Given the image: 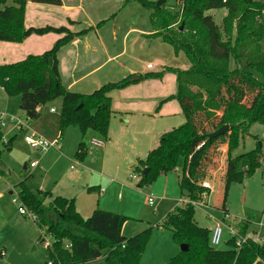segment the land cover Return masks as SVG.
Segmentation results:
<instances>
[{
	"label": "trees",
	"instance_id": "trees-1",
	"mask_svg": "<svg viewBox=\"0 0 264 264\" xmlns=\"http://www.w3.org/2000/svg\"><path fill=\"white\" fill-rule=\"evenodd\" d=\"M0 0V41L22 42L31 34H62L53 46L40 55H28L11 64L0 65V86L8 96H20V109L27 121L39 117V107L60 100L59 129L61 139L66 128L78 127L82 134L93 130L106 138L112 116L110 93L133 83V75L109 82L90 94L67 90L59 70L58 52L75 37L85 35L93 27L72 32L61 27L24 26L27 1L61 5L62 0H17L5 6ZM130 0H125L129 2ZM149 9L154 30L169 44L174 53H184L189 61L187 69L164 67L160 71L139 76L140 80L161 79L166 73L176 77V91L164 98L179 103L185 123L164 133L159 144L134 171L141 177L138 187L152 184L161 174L179 168L180 191L183 197L199 199L204 191L198 183L207 176L217 148L227 143L226 169L223 175L224 202L230 184L243 182L259 167V149L233 156L241 138L254 123L264 124V1L262 0H178L179 11L167 9V0H136ZM225 9L226 15L218 25L210 10ZM100 21L97 26L105 23ZM183 26L180 29V26ZM231 61L234 66L231 67ZM244 62V67L240 64ZM228 124L224 134L209 140L206 135ZM3 133L0 125V144ZM13 138L0 147L9 150ZM200 143L203 146L198 147ZM84 154L79 144L76 158ZM214 168L217 164L213 165ZM149 168L146 174L143 170ZM5 171L0 166V176ZM16 197L35 215V223L51 235L47 249L53 264H85L104 258L105 264H139L151 236L147 228L131 237L122 234L126 216L96 209L84 218L76 210L73 199L52 196L50 191H33L26 181L18 183ZM195 208L176 206L161 225L172 233L173 241L187 244L166 264H264V244L247 239L238 249L237 237L226 243L228 249L219 250L210 244V231L194 220ZM249 221H241L238 235L245 237ZM42 237V236H41Z\"/></svg>",
	"mask_w": 264,
	"mask_h": 264
},
{
	"label": "crops",
	"instance_id": "crops-1",
	"mask_svg": "<svg viewBox=\"0 0 264 264\" xmlns=\"http://www.w3.org/2000/svg\"><path fill=\"white\" fill-rule=\"evenodd\" d=\"M16 1L7 0L5 6L15 5ZM97 2L100 5L101 0H97ZM128 3L125 2L123 8ZM95 7L94 5L86 6L85 0H62L61 5L26 2L25 28L64 26L72 32L94 28L85 35L75 37L58 52L62 84L67 90L90 94L106 83L116 82L106 78L113 73H121L120 75H123L120 76L122 78L119 80H121L128 75L139 77L148 72L160 71L164 67L179 69L189 67L187 57L185 55L186 59L181 57L180 53L182 52L174 53V58L172 57L171 62H168L167 59L170 56L168 51L156 48L155 51L160 57L157 70L152 64V67L148 68L147 65L150 63L143 68L141 66V70L135 68L132 66L131 58L136 59V48L133 43L129 45L130 38L136 39V42L141 40V44L148 40L163 41L158 36L150 37L154 32L152 25L149 28L137 22L126 26L114 24L118 18L117 13L110 14L106 19H103L106 20L105 23L97 26L102 20L97 21L92 18L91 14ZM121 12L123 9L119 10V13ZM81 18L87 19L90 25L86 28H74L82 24ZM109 23L112 26L108 34L106 26ZM119 34L120 37H118ZM61 36L62 34L51 32L43 35L31 34L19 43L0 41V65L20 61L8 62L14 56L24 59L28 55H40L49 50ZM175 60L178 62L180 60V64H173L177 63ZM169 74L171 73H166L161 79H138L125 88L110 93L112 116L106 138L93 130H87L82 134L78 127L70 126L64 131L59 141V148L50 149L42 154L29 148L24 142V136L34 132L48 139L59 138L60 108L58 110L55 103L58 101L60 106V100L53 101L52 105L46 104L39 107V117L29 122L20 109V96H8L0 86V121L1 123L4 121V127L3 124L1 125L2 145L13 138L10 149L3 151L1 156L0 166L5 171V175L0 176V179L4 180L2 182H4L5 188L16 187L18 192V183L26 181L33 191H50L53 197L61 196L73 199L76 210L84 218L89 217L96 209L128 215L125 209L133 206L134 202L123 198L122 192L130 189L125 182L123 172L134 168L139 160H144L148 153L159 144L164 133L185 123L177 101L170 100L159 106L164 98L174 94L164 95L156 91L158 86H164ZM152 87L153 89H150ZM16 118L20 119V123L16 121ZM92 138L103 140V145L92 144L90 142ZM81 143L84 144V154L82 158L78 159L75 155ZM32 162H36V164L32 166ZM173 171L178 172L177 178L172 177L171 173H165L148 185L152 189L151 193L155 191L160 195V201L153 208V214L155 215L159 208H165L161 214L163 220L169 212L174 210L177 199L183 197L179 186L181 170L177 168ZM128 176L127 178H129ZM208 181L210 184L211 181L215 182L211 179ZM6 204V200L0 194V213H3L4 219L13 231L19 230L20 236L18 238L9 236L0 238V245L6 250L5 252L1 251V255L5 256L1 264H11L16 253L13 242H16L19 248L26 243L33 245L38 227L35 222L25 220L26 218L22 215L15 217L18 214L15 207L12 212H7ZM167 211L168 213H166ZM140 215L145 214L140 212ZM207 218L210 219L209 216ZM194 220L199 226L207 228L211 235L214 228L212 225H208V223L204 225V220L197 217ZM259 221L264 225L262 219ZM260 222L257 224L259 225ZM128 224L126 223L122 229V233L125 235H133L141 229L138 225L130 226ZM215 224L213 226H216ZM4 227L5 223H2L0 231H4ZM260 229L264 230V226ZM259 230L250 232L249 225L247 236L264 244L260 241L261 230ZM152 237L154 241H152ZM156 239H163L164 246L157 247ZM45 250L47 249L45 248ZM178 253L179 247L171 238V231L160 230L151 234L139 264H153L155 261L167 263ZM100 262L105 263L104 258L101 257L85 264H100ZM37 263L43 264L42 259Z\"/></svg>",
	"mask_w": 264,
	"mask_h": 264
},
{
	"label": "rangeland",
	"instance_id": "rangeland-1",
	"mask_svg": "<svg viewBox=\"0 0 264 264\" xmlns=\"http://www.w3.org/2000/svg\"><path fill=\"white\" fill-rule=\"evenodd\" d=\"M124 3L125 0H101L100 5H98L97 0H85L86 6L89 5L96 6L92 11L91 16L93 19L97 21L106 19L112 13H117L118 18L115 23L113 22L114 24L126 26L127 24H130L132 22L133 23L137 22L143 24L145 27L148 26L150 28L151 24H150L149 9L143 7L136 0H130L128 5L123 8ZM166 5H167V9L172 13H176L179 11L178 0H167ZM122 9L123 12L119 13V10L121 11ZM207 14L213 16L215 22L218 25H221L222 19L226 15V10L225 9L210 10L209 12H207ZM81 20H82L81 22L82 24L74 28H86L90 25L87 19L81 18ZM262 21L264 23V12L262 13ZM66 24L69 25L68 23ZM107 25L108 26L106 27H108L107 30L109 34L110 31L109 29L112 26V24L109 23ZM118 37H120V34ZM140 42L141 40L136 42V39L135 40H132L131 38L129 39V45L133 43L135 44L134 48H136V59L134 57L131 58L132 66H134L139 70H141L140 69L141 66L143 68L148 63L154 65L155 70L158 69L157 66L160 57L155 51L156 48L165 49L168 51V53L170 54V56L167 59L168 62H171L170 60L174 58L173 56L174 52L172 47L164 42H159V40L154 42H152V40H148L143 44H141ZM261 44L262 47L264 48V41H262ZM180 54L181 57H185L184 54L182 53ZM22 58L23 57L14 56L12 59H10L11 61L8 62H15L21 60ZM176 62L177 63H173V64H180V60L179 62L178 61ZM230 65L231 67H233L234 62L231 61ZM175 66L180 67L181 65H175ZM240 66L244 67L245 66L244 62H242ZM254 73L259 80L264 81V77L259 72L254 71ZM120 74L121 73H113L107 76L106 78H110V80L118 81L120 78H122L120 76H123ZM168 77L169 78L167 82L164 83V86L163 87L158 86L157 87L158 89H156V91L160 92V94L168 95L170 93H175V88H176L175 75L171 73L168 75ZM150 89H153V87ZM48 104L52 105L53 103L51 102ZM55 104L58 106L57 109L60 108V106L58 105V101H56ZM181 117L185 119L183 115ZM3 127H4V121H3ZM45 139L49 141L54 140L48 138ZM27 146L31 148L28 144ZM0 147H2V144H0ZM55 148H59V147L57 146L50 149H55ZM226 149H227V143H222L221 145H219L217 148V152H218L217 155L214 156V158L212 159L213 161L208 166L207 176L205 179L207 180L211 179L215 181V182L211 181L212 190L208 197V201H207L208 205L202 207L196 206L194 213V218L197 217L198 219H203L205 222L204 225L208 223V225H212L213 228L215 227L213 226L214 223H216L215 225L222 224V229H223L222 240L217 246H213L214 248L219 250H225L229 248V245L226 243V241H228L231 238L227 230L228 224H230L232 227L237 229L239 222L249 221L250 232H252L253 230L258 231L260 229L259 225L257 224L260 219L264 221V124H260V123L252 124L249 128L248 135H245L243 136V138H241L239 146L233 151L232 155L237 156L251 150L259 149L258 160L260 161V165L252 174V176L245 178L243 182H235L230 184L227 197L224 202V198H223L224 181L222 180V178L226 169V161H227ZM37 151H39L41 154L43 153L40 150ZM214 164H217L216 168L213 167ZM167 173H171L172 177L175 178H177V175H179L178 172H175L173 170ZM130 174H133L135 176L134 179L127 178V176ZM123 176L125 178V182H127L128 186L130 187L128 191L122 192L123 198L129 201L132 200L134 202L133 206H130L127 209H125L127 210L126 212H128L127 213L128 215H124V216H126L128 219L124 222L123 227L124 225H126V223H129L128 225L130 226L138 225L141 227V229L137 233L142 232L147 228H151V234L152 233L154 234L155 232L160 230H165V228L161 226L164 221L163 218H161V214H163L165 208L161 207L158 209L155 215L153 214V208H155L158 202L160 201L159 199L160 195H158V192L153 191L152 194L150 192V190L152 191V189L148 185L138 187L137 184L139 183L141 177H139V175L137 176L133 168L127 170L126 172H123ZM2 181L4 180L0 179V194L6 200L7 212H12L15 207L18 213L17 216L15 217H21L20 215H22L24 218H26L25 220L29 222L32 221L35 222L31 218V216H28L26 214H21L19 212L18 206L21 202L17 201L15 198L17 192L16 187L6 189L5 185L3 184L4 182ZM172 183L175 186L174 181ZM149 196L153 197L154 201L152 204H149L148 202ZM140 212H144L145 215L141 216ZM166 213H168V211ZM2 214L3 213H0V225L2 223H5V227L3 228L4 231H0V238L2 236H6V237L9 236L10 238L11 237L18 238L20 236L19 230L13 231L12 228L9 227L6 220L4 219L5 216H3ZM226 215L228 217H226ZM208 216L210 219L207 218ZM260 230H259L260 241L264 243V230L262 229ZM137 233H133V235ZM123 235L128 236L125 234ZM133 235H129V236H133ZM171 238H173L172 233H171ZM43 240L44 238L41 237L40 228L37 227V237L33 245H30V243H26L24 244V246H21L19 248L18 244H16V242L15 243L13 242L16 253L12 258L11 264H36V262L41 259L43 264H45L46 262L48 263L50 259L48 257L47 250H45L43 246ZM152 241H154L153 237H152ZM155 241L157 247L164 246L163 239H156ZM177 246L179 247L178 244ZM1 251L2 252L6 251L3 249L2 245H0V264L1 261L5 259V256L1 255L2 253ZM179 252H180V248H179ZM100 264H105V263L100 262ZM153 264H166V263H162L161 261H155V263Z\"/></svg>",
	"mask_w": 264,
	"mask_h": 264
},
{
	"label": "built area",
	"instance_id": "built-area-1",
	"mask_svg": "<svg viewBox=\"0 0 264 264\" xmlns=\"http://www.w3.org/2000/svg\"><path fill=\"white\" fill-rule=\"evenodd\" d=\"M148 68H151L152 65L151 64H148L147 65ZM51 110H54V109H51ZM16 121H18V123H20V119L19 118H16ZM3 123H1L0 121V125H2ZM24 140L25 142L31 147V148H34V149H37V150H40L41 152L45 153L47 152L50 148H54V147H57L59 146V141L60 139L57 138V139H54L52 141H49L45 138H43L42 136L34 133V132H31V133H28L24 136ZM92 144L94 145H97V146H101L103 145V140L101 139H98V138H92L91 141H90ZM204 143H200L198 147H201L203 146ZM36 164V162H32L31 165L34 166ZM135 176L133 174H130L129 175V179L131 178H134ZM202 188H204V191L202 192V194L200 195V198L199 199H191V198H188V197H180L178 200H177V203H176V206H179V207H186L187 205H191L193 206L194 208L196 206H207L208 205V197H209V194L212 190V186L210 184V182L206 179L202 180V181H199L198 183ZM17 201L18 198L15 197ZM153 197L149 196L148 197V202L149 204H152L153 203ZM20 202V201H19ZM18 210L21 214H26L28 216H31V218L35 221L36 220V217L34 214L30 213L24 205H22L21 203L19 204L18 206ZM226 217H228L226 215ZM260 222V221H259ZM259 227H263L264 225L260 222L259 223ZM227 230H228V233L231 237H234L236 236L237 237V240H236V248L238 249L245 241H247V239H251L253 242L255 243H259L257 240L255 239H252L250 237H248L247 235L245 237H242L240 235H238V231L237 229H235L234 227H232L230 224L227 225ZM41 231V236L44 238L43 240V246L44 248L48 249L50 246H51V235L49 234H46L44 232V229L41 228L40 229ZM222 232H223V229H222V224H217L212 232H211V235H210V244L212 246H217L221 240H222ZM47 264H53L52 261H49Z\"/></svg>",
	"mask_w": 264,
	"mask_h": 264
},
{
	"label": "water",
	"instance_id": "water-1",
	"mask_svg": "<svg viewBox=\"0 0 264 264\" xmlns=\"http://www.w3.org/2000/svg\"><path fill=\"white\" fill-rule=\"evenodd\" d=\"M182 27H183V26L181 25V26H180V29H182ZM138 79H139L138 76H133V77H132V80H133V81H136V80H138ZM228 129H229V125H228V124H224V125H222L220 128H218L217 130H215V131H213V132H211V133H208V134L206 135V137H207L209 140L214 139V138H216V137H218V136L224 134L226 131H228ZM258 159H259V158H258ZM148 170H149V168H145V169L143 170V174H146ZM179 248H180V251H186V250L188 249V245H187V244H180V245H179Z\"/></svg>",
	"mask_w": 264,
	"mask_h": 264
}]
</instances>
